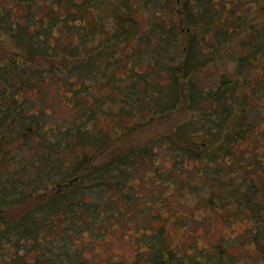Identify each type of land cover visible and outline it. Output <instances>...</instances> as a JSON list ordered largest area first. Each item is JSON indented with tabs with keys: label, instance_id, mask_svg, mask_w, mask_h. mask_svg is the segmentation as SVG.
Segmentation results:
<instances>
[{
	"label": "trees",
	"instance_id": "16d2710c",
	"mask_svg": "<svg viewBox=\"0 0 264 264\" xmlns=\"http://www.w3.org/2000/svg\"><path fill=\"white\" fill-rule=\"evenodd\" d=\"M245 1L0 0V30L20 51L0 66V264H90L82 243L96 241L94 252L118 232L132 241L133 259L123 254L106 264H188L181 260L187 254L167 250L166 227L154 226L166 196L153 192L139 202L138 186L147 181L140 164L151 167L156 186L217 188L213 209L229 223H249L229 243L252 241L257 251L246 258L264 264V79L249 74L264 55V27L250 25L264 13V0ZM240 36L244 80L205 86L200 74ZM184 99L198 117L90 168L89 149L104 150L113 139L101 121L114 120L118 130L169 113ZM55 106L74 117L52 123ZM160 149L167 154L160 157ZM165 159L174 161L167 174ZM184 171H195V181L176 179ZM222 190L234 199L228 206ZM12 206L29 209L9 220ZM224 245L205 261L190 259L232 264Z\"/></svg>",
	"mask_w": 264,
	"mask_h": 264
},
{
	"label": "rangeland",
	"instance_id": "374dc122",
	"mask_svg": "<svg viewBox=\"0 0 264 264\" xmlns=\"http://www.w3.org/2000/svg\"><path fill=\"white\" fill-rule=\"evenodd\" d=\"M250 2L252 1L248 0L245 1L244 4L247 5ZM261 5L264 7L262 1ZM255 24V29L264 27V13H260L254 17V22L250 25L252 26ZM242 39L243 36L237 37L214 62L205 67L200 74L204 79L205 86H217L224 78L234 81L239 80L240 82L244 80V77L238 74L239 68L237 65V59L246 52V49L241 45ZM186 42L187 35L184 34L180 39V43L184 46ZM19 55L20 51L17 49L13 40L8 34L0 30V66L8 64L10 59H18ZM260 59L261 64L258 63L256 66H252V70L249 74L258 75L259 79H264V55ZM41 64L47 66L46 63ZM46 93L48 92H45V94ZM185 95L187 97V92H185ZM260 98L259 102L264 106V95L262 94ZM49 105V112L52 113L51 107H53L54 104L51 105L49 103ZM107 108L113 109L111 105ZM74 115L75 112L73 110L71 111L68 108H56L55 106L50 121L52 123L59 120L63 122L66 118L74 117ZM198 116L196 111L190 110L187 107V102L184 99L182 104L169 113L158 115L147 122L141 121L129 127L125 126L118 128V130L114 129V120L105 119L101 121V124L108 131H112V142L104 150L97 151L92 148L89 149V152L87 151L90 156L89 166L93 168L104 165L112 159L128 154L131 149L148 145L160 137L164 138L165 136L171 135L177 127ZM262 125L264 127V120L262 121ZM14 147L15 145H11L9 149L14 152ZM158 152L160 157L167 154L166 150L163 151L160 149ZM1 159L2 157H0V161ZM161 160L160 158V162H163ZM165 160L161 168L164 174H167L169 168L174 165V161L171 159ZM138 171L141 173V176L147 179L145 182H140L138 186V193L143 196L139 200L140 203H147L153 192L157 193L159 196H166V203L161 205V209L159 210L163 215V220L162 222H155L154 226L160 227L163 225L166 227V248L170 251H176L180 255L186 256L187 254L188 257L181 258L182 262L196 264L193 262L196 258L190 259L192 256L195 257L196 254L200 260L205 261L208 255L213 252L216 253L217 249H221V246L225 244L224 246L227 249L226 257H232V264H262L255 258H249L248 256V259L246 258L245 254L247 252L251 251L255 254L257 251L252 241H248L247 244L229 243L232 238H242L249 223L244 219H237L229 223L227 215L222 213V210L218 208L213 209L212 205L214 204L210 203V199L213 195L212 190H217V188L212 189L210 183L208 187H204L202 184L196 182L186 187H182L178 184L172 187H166L164 185L156 186L155 184L157 182L151 183L153 177H150L152 169L149 165L140 164ZM138 171H134L136 174L135 176H140ZM194 173L195 171H191L190 173L184 171L182 176L175 178L179 180L187 179L195 181L194 179H196V177ZM113 194H116V192H113ZM219 194L223 196L221 199H229L228 191L222 190ZM228 201L229 202L221 201V203H223L224 206H228L234 199H229ZM233 208L232 206V209ZM28 209L29 207L27 206H12L6 209L5 215L7 219L15 220ZM133 225L134 224L126 228L127 233H134ZM146 231L150 233L149 229H142L140 233H145ZM125 236L126 233L121 232L111 234L106 240L99 242V248L94 252H90L89 250L96 241L90 239L88 242L82 243L84 245L86 244L88 248V252L86 253L88 262L90 264H106L105 260L109 257L115 261H119L123 254H129V252L133 254L134 250L130 247L132 241L129 242V238L127 237L125 239ZM132 254H129L130 259H133ZM172 264L178 263L172 262ZM197 264L199 263L197 262Z\"/></svg>",
	"mask_w": 264,
	"mask_h": 264
}]
</instances>
